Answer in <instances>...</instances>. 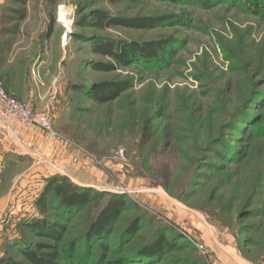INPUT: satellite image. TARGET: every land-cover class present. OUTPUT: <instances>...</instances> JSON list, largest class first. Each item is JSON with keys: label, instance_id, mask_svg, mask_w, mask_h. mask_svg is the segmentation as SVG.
I'll list each match as a JSON object with an SVG mask.
<instances>
[{"label": "rangeland", "instance_id": "1", "mask_svg": "<svg viewBox=\"0 0 264 264\" xmlns=\"http://www.w3.org/2000/svg\"><path fill=\"white\" fill-rule=\"evenodd\" d=\"M22 1L0 0V23L9 9L25 10L14 36L20 64L13 69L34 77V101L7 94L46 114L55 137L48 140L40 130V141L20 135L17 141L7 129L0 135V261L28 264L21 250L51 243L18 226L39 217L35 200L55 177L101 195L69 222L59 218L56 201L50 204L51 221L63 225L62 264L102 253L82 237L111 195L124 197L127 208L107 240V262L126 259L161 232L176 247L159 264H264V180L259 181L264 165V0L256 13L253 0ZM85 3L88 9L78 13ZM60 6L70 22L67 34L59 22ZM94 11L124 18L172 16L177 24L100 30L91 26L90 17L88 26L76 27ZM94 38L139 44L171 38L173 48L163 63L103 73L91 64L112 60L92 53ZM100 82H131L132 88L99 105L87 92ZM148 120L151 140L140 146ZM23 143L35 145L36 157L25 154ZM17 147L48 174L26 172L29 161L16 159ZM210 147L214 150L208 153ZM229 147L243 153V160L223 161ZM137 217L141 223L135 237L120 243L123 229ZM75 241L76 250L64 258Z\"/></svg>", "mask_w": 264, "mask_h": 264}, {"label": "trees", "instance_id": "2", "mask_svg": "<svg viewBox=\"0 0 264 264\" xmlns=\"http://www.w3.org/2000/svg\"><path fill=\"white\" fill-rule=\"evenodd\" d=\"M54 2V0H49ZM129 0H107L110 5L121 4ZM177 3V0H162ZM17 4L24 5V1L16 0ZM252 11L256 13V9L260 8V1L253 0ZM87 3H85L78 13L88 9ZM205 5L204 7H207ZM9 15H4L1 18L2 23L11 24L10 28L2 30L4 34H10L15 36L18 30V23L25 19V10L9 9ZM90 16L83 17L76 27L85 28L89 25L90 17L93 22L91 26L100 30L108 28H128L134 30H152L167 24L177 23L174 21L175 17H115L110 16L107 13L94 11ZM52 19H50L45 38H49L52 33ZM74 37L79 41H85L81 35H75ZM87 40V39H86ZM91 41V50L94 55L108 58L112 60L111 63H92L91 67L93 71L110 73L118 69V67H128L131 64L147 65L149 63H163L165 58H169L172 54L173 39L168 38L156 42L147 43H126L116 42L110 39L94 38ZM74 90L84 91L82 85L72 86ZM132 88L131 82H100L92 85L91 89L87 92V98L93 102L104 105L110 104L116 101L122 94ZM5 89V88H4ZM6 91V90H5ZM7 92V91H6ZM259 98L263 96L262 92L259 93ZM257 98V95H256ZM149 120L145 122L140 146L147 145L151 140V130ZM253 128V125L251 126ZM238 139V138H237ZM218 144L221 141H216ZM217 144V143H216ZM230 154H227L226 159L219 152L217 156L223 161L228 163L237 164L243 160V153L237 151L233 147H229ZM208 153L214 149L210 147L207 149ZM227 151V150H226ZM260 168L259 181L264 180V165ZM217 168V167H216ZM218 169V168H217ZM197 181H192L189 185L194 188ZM193 190V189H192ZM101 195H91V191L74 186L72 183L67 182L64 178L50 177L40 192L39 196L35 200V206L38 209L39 217H35L31 221L26 222L24 225H19L23 233H28L38 238L47 239L51 243H36L33 245V251H29L28 248L21 250V254L28 262V264H62L61 254L64 252V244L62 245V230L63 225L52 222L47 211L50 210V204L52 201L57 202V207L60 211L59 218L64 222H69L75 213L81 212L85 208L89 207L95 201L100 200ZM232 205L229 206L231 210ZM127 208L126 201L122 196L111 195L109 199L101 206L96 212L95 216L89 221L83 240L89 245L90 248H99L102 253L100 255L85 256L81 259L70 261L65 264H159V260L170 250L174 242L167 241L161 232H157L156 238L135 249L131 252L130 256L123 260H117L114 262H107L106 255L109 251L107 246V240L112 232L113 226L118 221L119 215ZM229 210V211H230ZM141 223V217L133 219L127 227H125L120 236V243L128 242L132 240L139 230ZM77 243L69 244V249L66 253V257L72 256L76 250ZM88 250V249H86ZM0 264H23L13 261L11 259H2Z\"/></svg>", "mask_w": 264, "mask_h": 264}, {"label": "crops", "instance_id": "3", "mask_svg": "<svg viewBox=\"0 0 264 264\" xmlns=\"http://www.w3.org/2000/svg\"><path fill=\"white\" fill-rule=\"evenodd\" d=\"M11 24H4L0 23V84H2L5 88V90L9 93H12L16 95L17 97L20 95L23 100L33 102L34 101V91L33 88L35 87V82L32 83L31 80H34V77H31L28 75L27 70L24 71V74L22 75L21 73H17L16 70L13 69V66L19 65L20 63L16 61V56L18 52H21V49L17 48L16 42H14V36H10V34H4L2 33V30L6 28H10ZM19 30V28H18ZM17 30V31H18ZM16 35V34H15ZM45 43V39H44ZM23 67L26 68L24 65ZM38 85V83H36ZM5 124L0 118V135H4L5 133ZM34 136L37 138V140H42V135L39 132H36V130H33L31 132H21L20 133V138L23 140H30L33 139ZM12 140V139H11ZM35 140V139H33ZM14 143V147H15ZM18 149L15 156L16 159L19 160H25L29 161L27 162L26 166V172H31L35 173L37 172L38 175L43 176L48 174V170L45 168L40 169L36 166V164L31 161L33 160L31 157H27L24 155H20V148L17 147ZM15 150V151H16ZM28 159V160H27ZM43 174V175H42Z\"/></svg>", "mask_w": 264, "mask_h": 264}, {"label": "built area", "instance_id": "4", "mask_svg": "<svg viewBox=\"0 0 264 264\" xmlns=\"http://www.w3.org/2000/svg\"><path fill=\"white\" fill-rule=\"evenodd\" d=\"M0 118L17 141L21 132L33 130L44 132L48 136V140L55 137L51 129V121L46 114L36 113L30 105L10 97L2 86H0ZM22 145L26 150L25 154L36 157L38 149L35 145L32 143H23Z\"/></svg>", "mask_w": 264, "mask_h": 264}, {"label": "bare ground", "instance_id": "5", "mask_svg": "<svg viewBox=\"0 0 264 264\" xmlns=\"http://www.w3.org/2000/svg\"><path fill=\"white\" fill-rule=\"evenodd\" d=\"M65 16H66V13H65L64 7L60 6L59 10H58L59 22H61L62 24L64 23L63 27L66 29V33L65 34H67V33H70V29H69L70 22L68 21V19ZM63 39L65 40L66 36Z\"/></svg>", "mask_w": 264, "mask_h": 264}]
</instances>
